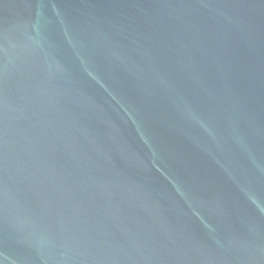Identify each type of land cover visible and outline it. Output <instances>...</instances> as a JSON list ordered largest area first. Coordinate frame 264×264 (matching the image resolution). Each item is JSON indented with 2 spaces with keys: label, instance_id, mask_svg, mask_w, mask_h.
Instances as JSON below:
<instances>
[{
  "label": "water",
  "instance_id": "water-1",
  "mask_svg": "<svg viewBox=\"0 0 264 264\" xmlns=\"http://www.w3.org/2000/svg\"><path fill=\"white\" fill-rule=\"evenodd\" d=\"M0 264H264V0H0Z\"/></svg>",
  "mask_w": 264,
  "mask_h": 264
}]
</instances>
